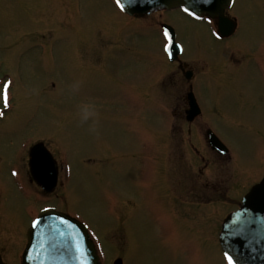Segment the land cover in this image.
<instances>
[{
  "label": "rangeland",
  "instance_id": "374dc122",
  "mask_svg": "<svg viewBox=\"0 0 264 264\" xmlns=\"http://www.w3.org/2000/svg\"><path fill=\"white\" fill-rule=\"evenodd\" d=\"M155 14L147 26L112 0H0V87L10 82L8 107L0 99L6 259L17 260L31 221L51 204L87 225L102 264L116 257L122 264H227L222 220L264 174V107L256 99L264 74L255 68L264 73V0L235 1L231 40L214 39L208 25L180 11ZM159 22L174 29L184 59L221 71L215 86L196 90L204 107L189 129L194 144L185 123L182 131L167 128L166 104L177 98L162 86L174 66L165 60ZM235 48L232 60L241 63L226 73ZM209 97L221 110L208 111ZM208 125L228 158L205 144ZM37 141L60 167L54 194H42L26 174Z\"/></svg>",
  "mask_w": 264,
  "mask_h": 264
},
{
  "label": "water",
  "instance_id": "95a60500",
  "mask_svg": "<svg viewBox=\"0 0 264 264\" xmlns=\"http://www.w3.org/2000/svg\"><path fill=\"white\" fill-rule=\"evenodd\" d=\"M231 0H121L122 10L129 14H143L156 7L166 9L188 7L195 15H218ZM169 48L174 36L169 28ZM210 144L219 149L222 144L210 136ZM225 152V149L221 150ZM30 170L33 177L50 191L57 178L55 162L42 144L30 151ZM40 223L27 232V243L21 264H99L93 241L86 226L79 220L53 208H47L35 218ZM239 230V234L237 231ZM219 242L223 253L233 257L234 264H264V176L243 196L238 210L229 214L222 223ZM83 255L77 252L76 246ZM114 264H121L118 258Z\"/></svg>",
  "mask_w": 264,
  "mask_h": 264
},
{
  "label": "flooded vegetation",
  "instance_id": "af4514ba",
  "mask_svg": "<svg viewBox=\"0 0 264 264\" xmlns=\"http://www.w3.org/2000/svg\"><path fill=\"white\" fill-rule=\"evenodd\" d=\"M235 1H233L231 7L224 12V15L229 17L233 22H235L236 27L234 29V31L232 32V34H230L227 37H218L221 40H231L232 39V35L237 34V27H238V19L233 16L232 14H230V10L232 9V7L235 4ZM189 17V16H187ZM190 18V17H189ZM205 18L207 17H202V19L200 21H198L199 23L205 21ZM192 19V18H190ZM208 22L209 25H211L214 29H216V20H206ZM204 23V22H203ZM233 42V41H232ZM234 43V42H233ZM235 44V43H234ZM236 46V44H235ZM235 53V51L230 52L229 53V59L228 60H224L225 63H223V66L225 64V72L226 73H230L231 68H235L238 67L240 65V60H232V56ZM184 55V49H182L181 55L177 58V60L172 61L170 64L174 66V71H171L169 74L165 73L162 74V82H163V87H165L164 91L167 95H170L168 93L169 89L173 90L174 89V93H175V99L177 101L176 103V107L174 106V103H169L166 104V108H168V122L169 125L167 126L168 129H171V131L176 130V128L180 129V131H182V126L179 124V121H181V123H185L187 125V130H185L186 132V136H187V140L188 142H191L192 140V133L190 132L189 129H191V125L195 122L196 117L201 116V114L203 113V107L204 104H201V101L199 99V97L196 94V90L199 89V86L203 89V91H208L210 89V85H214L218 82L219 78H220V74L221 71L217 70L216 66H212L213 64H207L205 62V60H187L184 59L183 56ZM182 56V58L180 59V57ZM92 63L93 60H91V64L88 65V69L92 68ZM258 71H260L262 74H264L262 72V70L259 67H255ZM255 69V70H256ZM102 72L104 75H106L107 77L110 76V74L108 72H105V69L102 68ZM165 80H167V82H165ZM264 77L262 78L261 84L262 87L260 88V90L258 91L257 97L256 99L259 101L260 106L264 107ZM133 92H134V86H133ZM192 92L195 100L197 102V105L200 109V113L199 115H197L196 117L193 118L192 121H187L186 118L188 116L187 111L189 108V100H188V93ZM172 96V95H170ZM221 110L220 106H217L215 103V100L211 97H209V108L208 111L209 112H216V110ZM169 117H171V119L169 120ZM202 128V126H201ZM207 128V126H206ZM176 132V131H174ZM177 142H181L183 140L182 138V133L181 135L175 139ZM203 140L207 141V136L204 134L203 136ZM193 144V143H191ZM9 240V239H8ZM8 241L7 238L5 237V233H3V231L0 230V257L2 259L3 262H5L6 264H13L15 261L12 260V258L10 259V257L8 259H6L4 257V250L3 247L4 246H8L7 249L11 251V248H9L10 246L7 245ZM10 259V260H9ZM12 260V261H11Z\"/></svg>",
  "mask_w": 264,
  "mask_h": 264
},
{
  "label": "snow or ice",
  "instance_id": "6c2138e0",
  "mask_svg": "<svg viewBox=\"0 0 264 264\" xmlns=\"http://www.w3.org/2000/svg\"><path fill=\"white\" fill-rule=\"evenodd\" d=\"M116 3H117V6L123 7V5L121 3V0H116ZM181 10L183 12L189 14V15H195V12L191 11L188 7H183L182 6V9ZM164 36L166 38L168 37L167 30H165ZM163 48H164V51L167 52L168 51V48H169L168 43H165L163 45ZM9 84H10V82H6L2 87H0V99H3L4 100V106L5 107H8L6 89L8 88ZM0 115H2V113H0ZM12 175L15 176L16 175V172L13 171L12 172ZM39 223H40L39 219H33L31 221V226L35 228ZM237 234H239V230L237 231ZM75 250L77 252H79L81 254V256L83 255L82 249H80V247L78 245L76 246V249ZM223 258H224V260L227 261V264H234L233 257L231 255H229V253L227 251L224 252ZM81 264H82V262H81Z\"/></svg>",
  "mask_w": 264,
  "mask_h": 264
}]
</instances>
